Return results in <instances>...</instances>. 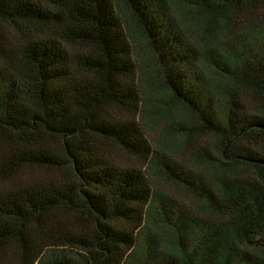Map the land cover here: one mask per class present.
Segmentation results:
<instances>
[{
  "label": "trees",
  "instance_id": "trees-1",
  "mask_svg": "<svg viewBox=\"0 0 264 264\" xmlns=\"http://www.w3.org/2000/svg\"><path fill=\"white\" fill-rule=\"evenodd\" d=\"M0 264H264V0H0Z\"/></svg>",
  "mask_w": 264,
  "mask_h": 264
},
{
  "label": "rangeland",
  "instance_id": "rangeland-1",
  "mask_svg": "<svg viewBox=\"0 0 264 264\" xmlns=\"http://www.w3.org/2000/svg\"><path fill=\"white\" fill-rule=\"evenodd\" d=\"M139 74V73H137ZM147 103V102H146ZM144 109V116L139 118V123L145 133V136L149 143L151 144V147L155 149V151H161V152H168L171 153V155L174 156V158L179 161L180 163L188 164L189 160L191 158L192 151H194L199 146L203 145V143L208 139V137L205 134H196L194 138H192L191 141L183 144L178 136H175L174 138H177V140L172 139L174 135L179 134L178 126L176 124H173L171 119H167L165 117H161V114L153 110L150 105H142ZM177 106H174L173 108V114H175ZM172 123V125H170ZM168 126H172V131H169L170 138L169 144L171 143V148L168 143H159V138L162 134H164L165 129ZM181 142V143H180ZM178 143V144H177ZM180 143V145H179ZM174 144V145H173ZM113 155L122 163L131 165L140 169H146L151 172V169L148 168L147 164H145L144 160L141 158H136L134 156H131L129 154L121 153L119 150H116L112 148ZM167 150V151H165ZM154 181V192H153V198L154 201L157 198V178H153Z\"/></svg>",
  "mask_w": 264,
  "mask_h": 264
}]
</instances>
